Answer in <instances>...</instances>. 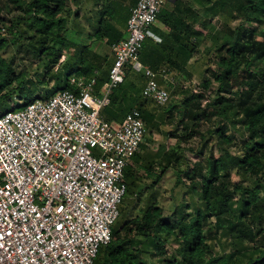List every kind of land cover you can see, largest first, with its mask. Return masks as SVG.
I'll use <instances>...</instances> for the list:
<instances>
[{"label": "trees", "instance_id": "16d2710c", "mask_svg": "<svg viewBox=\"0 0 264 264\" xmlns=\"http://www.w3.org/2000/svg\"><path fill=\"white\" fill-rule=\"evenodd\" d=\"M2 1L19 11L8 25H0V115L36 97L73 90L70 78L75 75L94 76L98 89L113 63L111 46L124 37L137 0H91L87 24L79 15L86 0ZM179 1L169 21L178 33L146 46L147 37L140 60L159 71V84L173 91L181 86L172 74L190 77L189 58L209 43L204 61L209 76L200 89L182 87L181 100H170L161 112L145 107L143 73L112 90L102 110L105 119L137 108L147 129L163 122L166 112L171 122L175 111L178 127L168 149L156 153L141 144L133 154L111 240L100 247L93 264H264V0H195L197 7ZM191 17L194 22L187 21ZM95 42L101 43L96 49ZM9 45L15 50L6 57ZM211 88L214 97L209 99L205 93ZM224 125L241 132L239 145ZM212 137L217 154L206 152ZM194 138L199 139L196 147L188 144ZM169 169L182 193L165 213L150 190Z\"/></svg>", "mask_w": 264, "mask_h": 264}, {"label": "built area", "instance_id": "2783aa9c", "mask_svg": "<svg viewBox=\"0 0 264 264\" xmlns=\"http://www.w3.org/2000/svg\"><path fill=\"white\" fill-rule=\"evenodd\" d=\"M167 1L130 8L127 34L112 44L113 63L98 89L94 76L75 75L73 90L0 115V264H93L110 242L124 171L146 127L137 108L121 122L102 110L128 64L145 77L143 98L157 106L171 100L161 73L140 60L144 40L159 41L151 26Z\"/></svg>", "mask_w": 264, "mask_h": 264}, {"label": "rangeland", "instance_id": "374dc122", "mask_svg": "<svg viewBox=\"0 0 264 264\" xmlns=\"http://www.w3.org/2000/svg\"><path fill=\"white\" fill-rule=\"evenodd\" d=\"M11 4H8V6H6V5H4V2L2 0H0V25H3V26L8 25L9 24L8 20L15 13H17L19 11L17 8H14V6H12V8H10ZM91 6H92V1L86 0V2H84L83 8H80V10H79L80 20L83 24H87V21L85 19V17H86L85 15L90 14L89 9ZM72 9L77 10L76 7H74V6H72ZM72 15H73V13L71 14L70 20L72 18ZM211 21L213 23L220 25L217 17H212ZM1 23H3V24H1ZM153 25L151 26L152 30H154ZM122 26L124 29V27H125L124 22H123ZM217 30H219V27H216L215 31H217ZM124 31H125L124 36H126L127 32L125 29H124ZM149 42H150V38L148 37L145 40L144 45L147 46ZM99 45H101V43L95 42L93 44V48L96 49L99 47ZM206 45L208 46L209 43L200 45V51L195 54V59H197V62H195V63L193 62L192 66L189 68V71L191 72L190 77L183 75V74L181 75L179 73H177V75L172 74V77H173L172 79L174 80V78H175L176 81L174 80V82L178 83V85H180L181 88L183 87V88H190V89H200L199 85H200V82L203 79V77L209 76V72L207 71V69L205 70L206 63L204 62L207 58V56L205 54L206 49H207ZM19 49H21V46H19ZM14 50H15L14 46L9 45L4 50L3 54L6 57H9L10 55L14 54ZM19 56H25V54L22 51H20ZM26 57L29 58V56H27V55H26ZM125 73H126L125 78H124L125 84L127 83V81L129 79H132L134 77L141 75L140 74L141 72L135 71L133 68H131L130 64L126 65ZM127 86H129V85L127 84ZM181 88L175 87L173 89V91H171V93H172L171 100L172 101L179 102L181 100V98H182L181 93H180ZM214 88H211L210 92L205 93L207 98L211 99L214 97L213 96ZM15 105H16L15 102L12 101L10 107H14ZM145 105H146L145 107H156L157 111H159V112L163 111L162 106H157L154 103H152L150 100H148L145 103ZM169 116H170V113L166 112L163 122H160L157 126H152V127H149L146 129V134H145L144 142L142 143V145L146 146L149 149V151L158 153L159 151L161 152L162 150L168 149L171 145H173L175 143L176 140L172 136L173 135L172 130L175 129L176 127H178L177 126L178 124L176 122L177 121L176 120L177 113L175 111H173V113L171 115V117H173V118L170 117L171 122L168 121ZM157 121H158V119H157ZM206 126H207V124L203 123L202 127L205 128ZM224 127H225L224 130L226 131V133L228 135L234 136L236 143H238V145H239L241 143L242 139H244V137L241 135V132L239 130H236V129L233 130L232 128L228 127L227 125H224ZM198 141H199L198 138H194V139L190 140L188 142V144L196 147ZM215 142H216L215 137L210 138V140L207 143L206 152L209 153L210 151H213L214 154L218 153L216 151V147L214 146ZM237 149H238V146L234 147L232 149V151L235 152V151H237ZM186 154L190 158L196 159V155H192L189 152H187ZM175 181H176L175 172L173 170L169 169V170H167V172L165 173V175L163 176V178L159 182L158 186L156 188H152L150 190V192H153V194H152L153 198H155L156 201L159 202V204L163 206L165 213H169L172 210L173 205L175 203L174 200L179 201L181 199V193H182L181 185H176ZM188 200H190L189 197H188ZM167 247L169 249V245Z\"/></svg>", "mask_w": 264, "mask_h": 264}, {"label": "crops", "instance_id": "0c3cea01", "mask_svg": "<svg viewBox=\"0 0 264 264\" xmlns=\"http://www.w3.org/2000/svg\"><path fill=\"white\" fill-rule=\"evenodd\" d=\"M179 0H168L164 6L162 7V17H158L157 18V21L154 23L153 27H154V30L151 29V31L159 38V41L157 40H154L152 38H150V40L156 44V43H159L161 41V39H169L171 40L173 38V35L176 33H178L177 31V28L175 26H171V24H169V21H172L173 18H174V15H176V13L174 12V9L176 8V5ZM180 5L182 4H188L192 7H197L199 4V2L195 1V0H180L179 1ZM188 22H191L193 21L194 22V19L193 17H191L190 19L187 20ZM195 27H199L197 26V23H196V26ZM169 42H173V41H169ZM190 46V45H189ZM198 49H200L198 47ZM198 53V52H197ZM193 62H197V59H195V55L194 56H191L188 60V69L192 66ZM160 63H162V68L165 67V59L163 58L162 61H161V58H160ZM171 76V75H170ZM170 82H173V80H171V78L168 80ZM124 119V114H117L114 118H112L113 121H117V122H121L122 120ZM139 152V151H138ZM137 152V153H138ZM133 157V155H132ZM132 157L130 159H132ZM131 162V160H129ZM142 183H150L151 182V179H144L141 181ZM141 183V184H142Z\"/></svg>", "mask_w": 264, "mask_h": 264}]
</instances>
